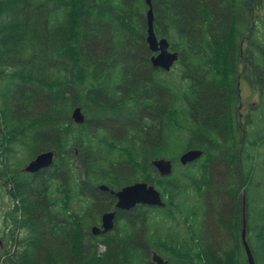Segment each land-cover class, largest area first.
Returning a JSON list of instances; mask_svg holds the SVG:
<instances>
[{"label": "trees", "instance_id": "16d2710c", "mask_svg": "<svg viewBox=\"0 0 264 264\" xmlns=\"http://www.w3.org/2000/svg\"><path fill=\"white\" fill-rule=\"evenodd\" d=\"M151 1L155 34L179 55L173 69H183L176 91L171 73L152 65L145 0H0V129L18 139L9 150L24 149L29 160L58 153L44 178L18 192L23 234L0 252V264H156L153 252L168 264H249L248 211L237 194H252L248 142L264 166V106L254 139L227 135L241 131L238 75L249 82L251 65L228 36L249 22V0ZM252 1L250 83L264 92V0ZM76 108L82 125L72 119ZM187 150L205 156L184 167ZM160 158L174 162L171 177L151 166ZM141 181L161 191L164 206L119 212L115 230L94 238L91 228L115 204L97 186L116 192ZM257 191L249 245L255 264H264V186Z\"/></svg>", "mask_w": 264, "mask_h": 264}, {"label": "flooded vegetation", "instance_id": "af4514ba", "mask_svg": "<svg viewBox=\"0 0 264 264\" xmlns=\"http://www.w3.org/2000/svg\"><path fill=\"white\" fill-rule=\"evenodd\" d=\"M248 4V15H249V22L246 23L245 20H243L241 22V26L240 29H233V32L231 33L232 36H228V41L233 42V48H232V52H234V47L235 45L239 46V55H241V57L244 55V52L247 51L249 54V57L251 59V65H250V69L249 70V82H246L245 84H247L248 86H250L254 91H260L259 95H263L264 92L261 91L260 89H258L256 86H254L252 83H250V79L254 80V50H255V42H254V32H255V4L252 0H249ZM246 5H244L243 7L245 8ZM163 38H160L159 40H161ZM237 41L239 42V44H236ZM185 70V69H184ZM237 71L242 70V69H236ZM182 71L183 69H171V71L169 73H171L172 75V84H173V90L176 91V86L177 83L180 82L181 78H182ZM238 79H239V90H238V104L236 106V108H233V111L235 110V116L237 119V121H239V126L241 128V131L238 129L236 130H232L229 131L227 130V135L232 136V137H241L242 141L245 142V139L247 136H249V138L254 139L255 135H256V125H255V121H256V117L257 115H259L258 113L260 112V108L258 106V102L251 108V109H245L243 108V104H242V93H241V85L243 83V78L238 75ZM191 78L186 79L185 82L186 84H188L191 87ZM189 87V88H190ZM179 89V88H178ZM179 93V90H177ZM181 96V95H179ZM184 96H186V94H184ZM186 104V108L188 106V111H191V114H189V118L191 120L195 119L194 116V110L191 109V103L189 101H185ZM257 105V107H256ZM6 132L5 130L0 129V149H4L6 152H3L2 154H0V187L1 190L5 191L7 196H5L6 198H11L12 201H14L15 203H17V206L21 207V209L16 210L15 209V205H13V208L15 209V221L13 223H11V231L10 228H7L10 226V224L7 225V230L5 232H3V234L0 236V251L2 252L5 251L13 242V238H15L16 236L22 235L23 234V230L21 228V220H24L23 216V209H22V199L19 196L18 192L21 193V189L22 186L24 184L29 183L30 185L33 184L34 182L37 181V179L39 177H43L44 178V172L46 171V169L48 168H44L36 173H28L25 171V168L33 161L35 160L41 153H44L45 151H41L40 153H38L34 158H32L31 160L27 161V156L26 158L17 163V160L19 159V155L21 156V154L23 152H25L24 149H21L20 152H16V150H9V143H16L18 141V139H7L6 137ZM254 141V140H253ZM8 146V147H4V146ZM15 147V146H14ZM263 149V152H262ZM242 150L245 151V146L242 147ZM20 153V154H19ZM77 153V152H76ZM6 154H9V156H5ZM247 159H248V184H249V190L250 193L252 191V194L248 195V199L246 198V192L245 190H243L241 193H239V195L237 194V198H239V196L241 195V199H242V204H243V209L248 211V215L244 214V218H243V229H242V243L243 246L245 248L246 251V247L244 245V241H243V232L245 231V241L247 243V245L249 246V249L251 251L249 242L250 240L255 243V235H251L250 229H249V221H248V217L251 214L255 215L256 212V208L254 206V201L256 200V197H259L257 188L259 186H264V166L261 168L259 165L256 164V160H257V152H256V145L254 146V144L252 145L251 143L248 142V151H247ZM258 154L260 157L264 158V146H261L258 148ZM27 155V153H26ZM58 153L55 152L54 154V159L53 162L55 161L56 157H57ZM25 162V163H24ZM53 165V164H52ZM51 165V166H52ZM50 166V167H51ZM157 172V171H156ZM59 177L62 181V172L59 173ZM60 181V183L62 184V182ZM42 188L40 189L41 192L45 193V199L47 202V192H48V188H47V184L46 182H42ZM103 187L107 188V189H103ZM97 189L100 193H103L105 195H109L111 197H114L115 199V204H113V209L111 210L112 206H109V211L108 212H112L115 211L116 212V218H115V226H116V220L118 217V213L119 212H123V213H128L131 211H122V210H117L116 209V204H117V197H116V192L115 190H112L108 187V185L106 184H101L97 186ZM119 191V190H118ZM57 198L62 202V198H63V189L62 187L59 189V192L57 194ZM253 202V205L251 204ZM139 207H141V209L144 206L139 205ZM74 210L77 211V206L74 205L73 206ZM16 212L19 213L20 218L17 219L16 218ZM104 214V213H103ZM102 214V215H103ZM102 215L100 217V220L98 222V225H94V226H98L101 227V218ZM248 229V230H247ZM115 230V228H114ZM113 230V231H114ZM113 231L109 232L112 233ZM254 232V231H253ZM107 234H100V235H94L91 229V234L94 236V238H101L102 236H106ZM255 233V232H254ZM252 253V251H251ZM253 255V253H252ZM254 257V256H253ZM168 264V262H167Z\"/></svg>", "mask_w": 264, "mask_h": 264}, {"label": "water", "instance_id": "95a60500", "mask_svg": "<svg viewBox=\"0 0 264 264\" xmlns=\"http://www.w3.org/2000/svg\"><path fill=\"white\" fill-rule=\"evenodd\" d=\"M149 8L147 14L148 36L147 44L150 51L154 54L151 59L155 69H161L170 72L175 63L179 60V55L169 50V43L166 39L159 40L154 31V13L151 0H145ZM264 57V52H263ZM72 119L75 124L82 125L85 123V116L80 108H76L72 113ZM55 152L49 151L41 153L26 168L28 173H36L44 168H48L53 164ZM203 156L201 150H187L180 156V164L187 166L200 160ZM151 165L157 170L162 178L171 177L173 174V162L166 159H158L151 162ZM103 189H107L103 187ZM117 204L116 209L122 211H131L137 206H145L150 208H162L164 206L162 194L147 182H137L133 185L124 187L116 193ZM116 212H106L101 218V227L94 226L92 232L94 235L107 234L115 228ZM243 241L246 247L248 263L255 264L254 257L245 241V231L243 232ZM152 261L156 264H167V262L158 254L153 253Z\"/></svg>", "mask_w": 264, "mask_h": 264}, {"label": "rangeland", "instance_id": "374dc122", "mask_svg": "<svg viewBox=\"0 0 264 264\" xmlns=\"http://www.w3.org/2000/svg\"><path fill=\"white\" fill-rule=\"evenodd\" d=\"M264 14V13H263ZM246 82L243 81L241 85V93H242V104L243 108L245 109H251L257 102L258 106H264V94L261 96L259 95L260 91H254L250 86L245 84ZM178 84V83H177ZM257 107V105H256ZM4 146V145H3ZM264 146V145H263ZM8 147V146H4ZM16 149V152H20L21 149L19 147H14ZM13 149V148H12ZM3 152H6L4 149H0V154ZM263 152V149H262ZM20 154V153H19ZM5 156H9V154H6ZM26 152H23L21 156L19 155V159L17 160V163L23 161L26 158ZM30 155L27 156V159ZM25 163V162H24ZM158 189V188H157ZM7 196L6 192L1 190L0 187V236L7 230V228H10L9 231H11V223L15 221V209L13 208V205H17L14 201L11 200V198H6ZM16 218L19 219V213L16 214ZM11 222V223H10ZM10 224L9 227L7 225ZM7 227V228H6ZM1 252V251H0Z\"/></svg>", "mask_w": 264, "mask_h": 264}]
</instances>
